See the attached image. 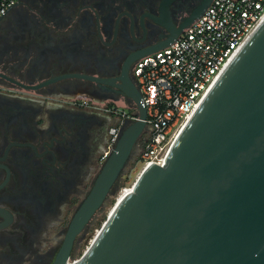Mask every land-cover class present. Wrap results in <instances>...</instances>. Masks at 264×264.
I'll return each mask as SVG.
<instances>
[{"label": "flooded vegetation", "instance_id": "af4514ba", "mask_svg": "<svg viewBox=\"0 0 264 264\" xmlns=\"http://www.w3.org/2000/svg\"><path fill=\"white\" fill-rule=\"evenodd\" d=\"M210 1L15 0L0 18V264L54 263L116 111L134 108L121 83L136 86L139 56ZM106 201L74 235L67 264Z\"/></svg>", "mask_w": 264, "mask_h": 264}, {"label": "water", "instance_id": "95a60500", "mask_svg": "<svg viewBox=\"0 0 264 264\" xmlns=\"http://www.w3.org/2000/svg\"><path fill=\"white\" fill-rule=\"evenodd\" d=\"M121 89L137 118L123 127L53 264H67L74 235L108 198L146 128L138 88L122 82ZM112 208L89 248L70 264H264V20L179 134L165 164L149 163Z\"/></svg>", "mask_w": 264, "mask_h": 264}, {"label": "built area", "instance_id": "2783aa9c", "mask_svg": "<svg viewBox=\"0 0 264 264\" xmlns=\"http://www.w3.org/2000/svg\"><path fill=\"white\" fill-rule=\"evenodd\" d=\"M14 1L0 0V18ZM263 17L264 0H211L172 43L138 58L133 75L146 109L142 170L151 162L165 164L175 140ZM116 112L117 120L108 128L104 161L126 119L137 118L135 108L132 113Z\"/></svg>", "mask_w": 264, "mask_h": 264}, {"label": "rangeland", "instance_id": "374dc122", "mask_svg": "<svg viewBox=\"0 0 264 264\" xmlns=\"http://www.w3.org/2000/svg\"><path fill=\"white\" fill-rule=\"evenodd\" d=\"M126 111L131 112L133 111L130 108H124ZM146 135H144L143 137H141L140 139V145L142 147L143 145V141ZM140 147V149H141ZM141 152V150H140ZM140 152L138 154V157H140ZM140 170H142V163L140 161V159H136L134 161H131L130 163H128L126 165V167L123 169V172L121 173L117 183H116V189H121L122 187L128 186L130 185V183H132V181L135 179V177L137 176V174L140 172ZM114 190V191H115ZM117 191V190H116ZM116 195V192H111V194L108 196L107 201L104 205V209L102 210L101 214H99L96 218V221L93 225V227L91 228V230L89 231V233L87 234V237L82 241V243L80 244L76 254H75V258L79 257L83 252L86 251V249L89 247V245L92 242V234L95 228H99L100 224L102 223V221L105 219V215L109 214V208L111 207V205L113 204L114 197ZM97 226V227H96ZM97 232V230H96ZM95 232V233H96ZM95 235V234H94ZM90 239V241L88 242V240ZM87 245V246H86ZM86 247V248H85Z\"/></svg>", "mask_w": 264, "mask_h": 264}, {"label": "bare ground", "instance_id": "6f19581e", "mask_svg": "<svg viewBox=\"0 0 264 264\" xmlns=\"http://www.w3.org/2000/svg\"><path fill=\"white\" fill-rule=\"evenodd\" d=\"M264 18V17H263ZM264 20V19H263ZM262 20V21H263ZM261 24V23H260ZM187 125V124H186ZM142 170H140V172H141ZM140 172L137 174V176L135 177V179L132 181V183H130V185H128V186H125V187H122L121 189H119V191L116 193V195H115V197H114V202H113V204L114 203H119V202H121V200H123V198L127 195V193H128V191L130 190V188H131V186H132V184H133V182L137 179V177L139 176V174H140ZM113 204L111 205V207L109 208V213L112 211V207H113ZM96 232V231H95ZM95 232H94V234H95ZM93 234V235H94ZM92 235V236H93ZM90 241V240H89ZM88 241V242H89ZM87 246V245H86ZM86 248V247H85ZM89 248V247H88ZM81 260H84V258L83 259H81Z\"/></svg>", "mask_w": 264, "mask_h": 264}, {"label": "trees", "instance_id": "16d2710c", "mask_svg": "<svg viewBox=\"0 0 264 264\" xmlns=\"http://www.w3.org/2000/svg\"><path fill=\"white\" fill-rule=\"evenodd\" d=\"M140 159V157L137 158V160ZM97 227V226H96Z\"/></svg>", "mask_w": 264, "mask_h": 264}]
</instances>
